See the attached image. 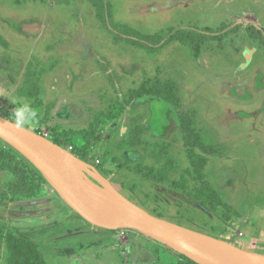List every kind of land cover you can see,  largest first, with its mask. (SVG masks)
Listing matches in <instances>:
<instances>
[{"label": "rangeland", "instance_id": "obj_1", "mask_svg": "<svg viewBox=\"0 0 264 264\" xmlns=\"http://www.w3.org/2000/svg\"><path fill=\"white\" fill-rule=\"evenodd\" d=\"M143 83L170 104L138 102ZM156 113L172 125L162 136ZM0 114L87 151L148 212L264 254V0H0ZM14 180L0 168L5 232L34 240L47 264L112 261L47 178L33 194ZM210 180L231 207L196 197Z\"/></svg>", "mask_w": 264, "mask_h": 264}, {"label": "water", "instance_id": "obj_2", "mask_svg": "<svg viewBox=\"0 0 264 264\" xmlns=\"http://www.w3.org/2000/svg\"><path fill=\"white\" fill-rule=\"evenodd\" d=\"M0 138L38 168L72 209L95 227L137 230L199 264H264L262 253L148 212L123 195L94 165L46 135L1 114ZM71 163L78 165L82 173L75 171Z\"/></svg>", "mask_w": 264, "mask_h": 264}, {"label": "trees", "instance_id": "obj_3", "mask_svg": "<svg viewBox=\"0 0 264 264\" xmlns=\"http://www.w3.org/2000/svg\"><path fill=\"white\" fill-rule=\"evenodd\" d=\"M25 87L27 86L24 85V89ZM146 88L147 92H145ZM165 92L166 88L162 85H156L155 87L149 88L146 87V84L144 83L138 88L133 89L134 97L137 98L138 102L142 103L147 101L148 96L154 104L158 102V105H161L162 107H165L166 104H170ZM157 113L156 116L153 117L150 127L152 128V134L154 136H162V123L157 121L159 114ZM36 132L39 131L37 130ZM185 132L187 133L188 138L192 139V144H196L199 141L200 136L192 127H187ZM0 141L2 144L6 143L1 138ZM54 141L63 147L66 146L60 140L55 139ZM8 146V149L3 147L0 148V168L12 172L15 177L14 183L16 185V190L19 193L28 192L33 194L30 190H33L36 186L34 182L36 181L39 185L40 181H46V178L29 160L20 159V161H18V152L10 145ZM65 148H68V145ZM76 155L87 161V151L84 153H77ZM151 177L155 178V175ZM207 196L210 197L209 200H207ZM196 197L201 199L202 204H208V201L211 199L213 200V197L218 198L220 195L209 182L205 181L202 183L200 192L198 191V193H196ZM218 200H220V198H218ZM0 246L5 247L7 252V262L9 264H46V260L34 240L22 237L14 232H5L4 226L1 224ZM180 256L181 258L179 257L177 264H199L184 255Z\"/></svg>", "mask_w": 264, "mask_h": 264}, {"label": "crops", "instance_id": "obj_4", "mask_svg": "<svg viewBox=\"0 0 264 264\" xmlns=\"http://www.w3.org/2000/svg\"><path fill=\"white\" fill-rule=\"evenodd\" d=\"M71 107L74 109L75 106L72 105ZM161 123V126L164 129L163 132L167 127L170 128L172 126L171 123L168 122L167 118L164 119V121ZM209 183H211V180L209 181ZM214 188L221 196V200L225 202L224 204L231 207L228 202L222 197L219 188L216 186ZM87 228H89L90 230V235L97 237L94 240L95 243H89L88 247H100L101 250H104L106 255L112 260L107 262H110L112 264H130V262H132L133 264H146V262H148L149 264L178 263L179 256L177 255V253H174V250L143 233H139L141 235H138V233H127V230L123 229H106L103 232V230L98 227H93V225H90ZM111 241H113L114 244L111 243ZM105 246L106 248L112 250L106 251V249H104ZM126 246L127 248H125ZM141 247L146 249L145 252L139 251V248ZM79 250L80 249L76 250V247H73L68 249L67 253H78ZM124 252H126V254ZM79 260H81L80 264H90L91 262L89 261L90 259H86V257H81V259ZM107 262L104 261L103 264H106Z\"/></svg>", "mask_w": 264, "mask_h": 264}, {"label": "built area", "instance_id": "obj_5", "mask_svg": "<svg viewBox=\"0 0 264 264\" xmlns=\"http://www.w3.org/2000/svg\"><path fill=\"white\" fill-rule=\"evenodd\" d=\"M44 135H46V136L48 137V134L45 133ZM67 149H68L69 151L73 152V151L75 150V147H74L73 145H69ZM99 163H100V160L97 159V160H96V165H98Z\"/></svg>", "mask_w": 264, "mask_h": 264}, {"label": "bare ground", "instance_id": "obj_6", "mask_svg": "<svg viewBox=\"0 0 264 264\" xmlns=\"http://www.w3.org/2000/svg\"><path fill=\"white\" fill-rule=\"evenodd\" d=\"M71 166H72V168H73L75 171H77V172H79V173H82V171L80 170V167H79L78 165H76L75 163H71Z\"/></svg>", "mask_w": 264, "mask_h": 264}]
</instances>
